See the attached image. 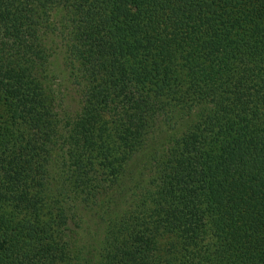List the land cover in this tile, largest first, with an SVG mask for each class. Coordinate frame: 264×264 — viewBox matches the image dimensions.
<instances>
[{
	"label": "trees",
	"instance_id": "16d2710c",
	"mask_svg": "<svg viewBox=\"0 0 264 264\" xmlns=\"http://www.w3.org/2000/svg\"><path fill=\"white\" fill-rule=\"evenodd\" d=\"M0 264H264V0H0Z\"/></svg>",
	"mask_w": 264,
	"mask_h": 264
},
{
	"label": "rangeland",
	"instance_id": "374dc122",
	"mask_svg": "<svg viewBox=\"0 0 264 264\" xmlns=\"http://www.w3.org/2000/svg\"><path fill=\"white\" fill-rule=\"evenodd\" d=\"M53 66L55 68L54 70H56L57 73V78L55 76V83L58 82L57 84L59 86V90L64 97L63 110L68 114H74L78 110L79 98L69 82L67 72L65 71L63 66V59L61 57H54ZM104 232L105 230L103 227L98 230V241L96 242L98 247L101 246L100 244L102 243ZM162 245L166 248V246L168 245L166 239H163Z\"/></svg>",
	"mask_w": 264,
	"mask_h": 264
}]
</instances>
